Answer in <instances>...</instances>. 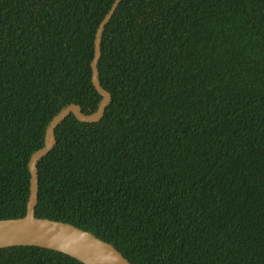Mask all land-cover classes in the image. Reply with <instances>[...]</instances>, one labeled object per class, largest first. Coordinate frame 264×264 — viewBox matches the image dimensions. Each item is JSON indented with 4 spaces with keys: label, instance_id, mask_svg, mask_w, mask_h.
Returning <instances> with one entry per match:
<instances>
[{
    "label": "trees",
    "instance_id": "16d2710c",
    "mask_svg": "<svg viewBox=\"0 0 264 264\" xmlns=\"http://www.w3.org/2000/svg\"><path fill=\"white\" fill-rule=\"evenodd\" d=\"M114 1L0 0V220L26 214L54 116L98 109ZM98 70L112 99L57 125L36 216L132 264H264V0H121ZM0 264L85 263L15 245Z\"/></svg>",
    "mask_w": 264,
    "mask_h": 264
},
{
    "label": "water",
    "instance_id": "95a60500",
    "mask_svg": "<svg viewBox=\"0 0 264 264\" xmlns=\"http://www.w3.org/2000/svg\"><path fill=\"white\" fill-rule=\"evenodd\" d=\"M121 0H115L109 12L101 21L95 38V54L92 60V81L102 95L98 109L85 114L79 104L72 103L62 109L47 124L45 144L30 157V194L26 214L23 217L0 220V248L15 245H35L55 249L72 255L85 264H132L110 243L96 237L91 232L70 223L40 218L35 214L39 194L38 162L48 154L56 143V128L70 113L84 122H96L104 114L112 99L99 79L98 60L101 54L102 33L107 22L114 15Z\"/></svg>",
    "mask_w": 264,
    "mask_h": 264
}]
</instances>
